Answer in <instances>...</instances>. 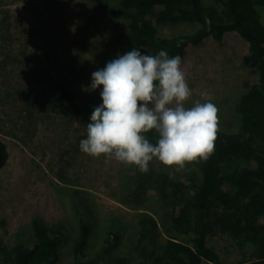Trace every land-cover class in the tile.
Here are the masks:
<instances>
[{"label":"rangeland","instance_id":"rangeland-1","mask_svg":"<svg viewBox=\"0 0 264 264\" xmlns=\"http://www.w3.org/2000/svg\"><path fill=\"white\" fill-rule=\"evenodd\" d=\"M113 4L0 0V137L8 149L7 162L0 168V264H13L10 252L18 241L30 240L36 217L64 226L58 264L71 262L81 220L92 228L85 264H108L118 255H128L132 264H154V256L143 246V217L157 222L155 253L167 239L188 243L193 237V225L185 232L173 227L171 206L154 188L161 172L186 182L191 164L168 168L153 158L149 171L142 173L114 156L105 163L103 156L84 154L79 142L86 138L90 116L75 115L66 103L52 102L43 94L54 93L53 83L63 80L76 94L93 93L100 99L101 87L90 90L91 74L126 53L127 28L110 13ZM261 16L264 24V11ZM7 26L13 38L5 34ZM198 27L180 23L159 31L171 37ZM247 50L248 43L233 31L220 41L208 37L186 47L181 68L190 96L184 104L213 102L218 130L238 129L237 104L259 82L257 70L242 62ZM207 241L221 264L254 258L252 247L237 244L221 231L215 230Z\"/></svg>","mask_w":264,"mask_h":264},{"label":"trees","instance_id":"trees-1","mask_svg":"<svg viewBox=\"0 0 264 264\" xmlns=\"http://www.w3.org/2000/svg\"><path fill=\"white\" fill-rule=\"evenodd\" d=\"M112 1L110 13L127 28L125 52L134 48L156 55L167 50L170 57L179 55L183 61L187 45H198L209 36L220 41L224 34L234 31L248 43L243 64L254 67L259 76L258 84L244 92L237 104L238 129L218 130L213 154L206 161L191 163L186 182L174 179L168 172L157 176L154 188L160 199L171 206L173 227L185 232L193 225V237L188 243L167 239L155 253L152 245L156 242L157 222L143 217L140 224L144 250L154 256V264H221L207 241L217 230L230 235L237 244L253 248L254 258L240 264H264V0ZM180 23H197L199 27L171 37L159 31ZM12 31L9 26L4 30L9 38H13ZM53 85L54 93L43 94L52 102L66 103L75 115L91 116L93 108L101 103L93 93L76 94L63 80ZM147 135L155 141L154 130ZM7 159V145L0 137V168ZM64 230L62 225L34 218L30 240L18 241L10 252L13 264H58ZM91 232V225L81 220L68 264H85ZM131 260L128 255H118L108 264H132Z\"/></svg>","mask_w":264,"mask_h":264},{"label":"clouds","instance_id":"clouds-1","mask_svg":"<svg viewBox=\"0 0 264 264\" xmlns=\"http://www.w3.org/2000/svg\"><path fill=\"white\" fill-rule=\"evenodd\" d=\"M179 55L167 50L146 55L132 48L91 74L90 90L101 87L79 150L94 158L110 156L142 173L157 158L183 169L206 161L214 152L218 108L211 101L184 102L190 96ZM154 130L155 141L148 133Z\"/></svg>","mask_w":264,"mask_h":264},{"label":"crops","instance_id":"crops-1","mask_svg":"<svg viewBox=\"0 0 264 264\" xmlns=\"http://www.w3.org/2000/svg\"><path fill=\"white\" fill-rule=\"evenodd\" d=\"M233 32H234V31H233ZM224 35H225V34H224ZM209 37H210V36H209ZM207 38H208V37H206L205 39H207ZM205 39H204V40H205ZM204 40H203V41H204ZM245 54H246V53H245ZM245 54H244V55H245Z\"/></svg>","mask_w":264,"mask_h":264}]
</instances>
